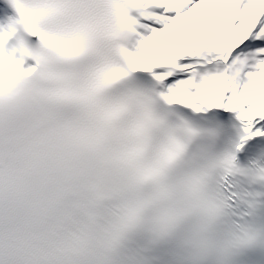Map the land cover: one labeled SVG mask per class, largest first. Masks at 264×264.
<instances>
[{
	"label": "snow or ice",
	"instance_id": "6c2138e0",
	"mask_svg": "<svg viewBox=\"0 0 264 264\" xmlns=\"http://www.w3.org/2000/svg\"><path fill=\"white\" fill-rule=\"evenodd\" d=\"M0 264H264V0H0Z\"/></svg>",
	"mask_w": 264,
	"mask_h": 264
}]
</instances>
